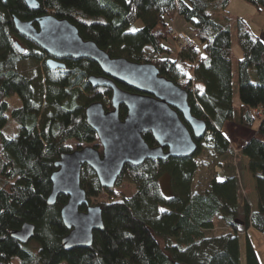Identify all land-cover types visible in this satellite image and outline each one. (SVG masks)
<instances>
[{
    "label": "trees",
    "instance_id": "obj_1",
    "mask_svg": "<svg viewBox=\"0 0 264 264\" xmlns=\"http://www.w3.org/2000/svg\"><path fill=\"white\" fill-rule=\"evenodd\" d=\"M246 1L264 9V0ZM40 3V10H31L23 0H0V264H241L242 233L248 235L251 228L261 236L264 233V42L239 19L237 40L243 54L234 70L232 28L215 20L225 14L231 0ZM44 15L68 20L85 41L94 42L112 58L155 65L161 76L189 92L192 115L207 123L205 138L196 140L195 156L126 165L117 186L129 181L134 192L129 198L97 204L102 207L104 230L95 232L89 249L64 247L69 231L61 210L68 197L60 195L55 206L48 205L51 176L63 154L83 145L100 147L85 112L96 102L111 110L112 91L91 87L88 77L104 74L87 58H67L66 67L56 71L45 66L40 81L18 72V63L25 57L44 62V51L32 40H24L15 29L14 17L29 22ZM177 16L191 25L198 42L195 49L176 53L171 48L166 22ZM138 21L143 27L132 31ZM16 42L25 43L28 54ZM13 99L19 106L11 108ZM126 115L121 107L120 118ZM228 122L255 131L239 152L248 159L255 180V212L247 200L241 202L234 170L223 181L213 179L205 192H194L197 156L206 149L218 159L236 155L222 132ZM143 137L150 147L157 145L151 133ZM72 143L76 149L69 146ZM164 177L169 179V197L163 194ZM81 183L91 205L111 192L101 187L88 166L82 170ZM218 222L230 230L209 234ZM26 223L35 226V237L22 245L11 233ZM245 260L260 264L249 239Z\"/></svg>",
    "mask_w": 264,
    "mask_h": 264
},
{
    "label": "water",
    "instance_id": "obj_2",
    "mask_svg": "<svg viewBox=\"0 0 264 264\" xmlns=\"http://www.w3.org/2000/svg\"><path fill=\"white\" fill-rule=\"evenodd\" d=\"M23 1L31 10L41 9L40 0ZM14 25L21 36L32 40L52 57L94 61L104 75L90 76L88 83L94 89L112 91L111 110L96 102L85 112L88 125L97 133L101 151L85 146L63 154L51 176L53 188L48 205L55 206L60 195L68 197L61 210L63 223L69 231L62 241L64 247L66 250L89 249L95 232L104 230V221L102 207L91 205L82 187L84 166L95 172L102 188L113 190L126 165L140 167L149 160L195 156L199 149L196 140L205 138L207 123L192 115L189 92L161 76L155 65L112 58L94 42L85 41L78 28L68 20L44 15L23 22L14 17ZM16 46L25 52L18 43ZM47 65L51 69L65 67L52 59ZM118 84L134 92L123 90ZM121 107L127 110L124 119L120 118ZM145 133L152 134L157 146L148 145L143 137ZM83 206L86 212L80 210ZM35 231L33 224L26 223L12 232L11 237L27 245L35 237Z\"/></svg>",
    "mask_w": 264,
    "mask_h": 264
},
{
    "label": "rangeland",
    "instance_id": "obj_3",
    "mask_svg": "<svg viewBox=\"0 0 264 264\" xmlns=\"http://www.w3.org/2000/svg\"><path fill=\"white\" fill-rule=\"evenodd\" d=\"M226 17V19H225ZM241 19L245 21L248 25V27L251 29V31L257 35L263 42H264V9H257L255 6L248 3L246 0H231V3L225 12V14H220L215 17V20L218 22H227L232 28L233 33V59H234V70H237V61L239 58L242 57V50L238 44L237 40V21ZM169 21L172 24L173 30L168 29V33L170 35L169 40H171L170 46L172 49L176 51V53L181 49V44H183L184 47V41L177 39V34H184L191 40L195 39V35L193 33L192 27L190 24L186 23L183 18L176 17L171 18ZM143 27V23L141 21H138L132 28V31L139 30ZM171 27V28H172ZM196 46H198V42H196ZM18 72L28 79L31 80H39V76L44 74V70L42 68L41 63L35 62L33 59H30L28 57H25L20 60L18 63ZM192 75V74H191ZM189 74V76H191ZM40 81V80H39ZM44 83V81H41V84ZM235 89H236V95L234 97V104L237 107L240 103L239 96L237 94L238 91V85L237 81H235ZM11 108L19 106L18 100L13 99L10 101ZM238 126L236 124H228L225 127V134L230 137V139H236V129ZM242 133V132H241ZM238 133L237 135L241 134ZM243 139H246L247 135L246 133L241 134ZM206 140V139H205ZM232 141H230L231 143ZM236 142L233 141L231 143L235 148L238 149ZM73 149H76L77 145L75 143H72L69 145ZM82 147H85L84 145ZM101 151V146L98 148ZM239 150L236 151V155L232 156L229 159H218L214 156H212L209 149H206L205 152L199 156L196 157V160L198 162L199 169L195 175L194 178V192L195 193H203L205 192L211 181L213 179H218L219 181L225 179L226 176H228L232 171L234 170V173H236V177L238 178V181L240 182V200L243 203L246 197L250 196V191L248 188L249 178L246 174V171L242 170V166L244 167V163L242 164L241 157L239 156ZM222 164V165H221ZM246 175H245V174ZM228 174V175H227ZM161 186L163 190V194L166 197H169L170 193V184L169 179L167 177H164L161 181ZM134 192L133 186L129 183V181L124 180L119 186L116 185V187L111 190L110 193H104L102 194L97 201L94 202V205H97L99 202L103 200H119L123 198H129ZM168 193V194H167ZM250 229V237L253 239V243L259 251V255L262 257V261L264 262V236L260 235L257 231ZM230 229H227L222 223L218 222V224L215 227V230L212 232H209V234H220L223 231H228ZM240 241L243 242V245L246 244L247 236L241 235ZM246 251V247H245ZM262 251V252H261ZM243 264H246V260Z\"/></svg>",
    "mask_w": 264,
    "mask_h": 264
},
{
    "label": "crops",
    "instance_id": "obj_4",
    "mask_svg": "<svg viewBox=\"0 0 264 264\" xmlns=\"http://www.w3.org/2000/svg\"><path fill=\"white\" fill-rule=\"evenodd\" d=\"M228 124H235V123H226L225 125H224V128H223V134L225 135V137L229 140V141H232L231 143H233V141L234 142H236L235 144H237V146H238V149H235L234 148V150H239V152H240V148H241V146H242V144L243 143H245L246 141H248L249 139H251V137L253 136V134H254V132L255 131H253V130H248V129H246V128H243V127H241V126H239L238 124H236L237 126H238V128L236 129V133L238 134V133H241V134H243V133H246V139H243V140H241V138H242V135L241 134H239V135H237L236 134V136H235V138L236 139H230V137H228L226 134H225V127L228 125ZM232 147H234L233 145H232ZM239 156L241 157V162H242V164L244 165V167L242 166V170H244V171H246V174L248 175L247 177L249 178V183H248V188H249V190H251L250 191V196L251 197H246V198H244V200H247L248 201V203L250 204V206H251V208H252V211H256L257 210V208H258V199H257V194H256V191H255V187H256V184H255V180H254V178H253V176H252V174L249 172V169H248V159L247 158H245V157H243V156H241L240 154H239ZM231 173H233L232 171H230ZM230 173V174H231ZM229 174V175H230ZM245 174V173H244ZM245 174V175H246ZM228 175V174H227ZM228 175V176H229ZM227 177V176H226ZM225 177V178H226ZM224 180V179H223ZM223 180H221V181H223ZM240 193H241V191H240ZM252 230H254V229H252ZM254 231H256V230H254ZM258 232V231H257ZM251 233V232H250ZM250 233H248V235H246V234H243L242 233V235H246L247 236V239H249L251 242H252V244H253V246L255 247V245H254V243H253V239L250 237ZM259 233V232H258ZM261 235V234H260ZM262 237V236H261ZM245 247H246V244L245 245H243V242H241L240 241V253H241V264H243L244 263V261H245ZM255 249H256V247H255ZM256 252H257V255H258V257H259V260H260V264H264V262L262 261V257L259 255V251H257V249H256ZM262 252V251H261Z\"/></svg>",
    "mask_w": 264,
    "mask_h": 264
},
{
    "label": "flooded vegetation",
    "instance_id": "obj_5",
    "mask_svg": "<svg viewBox=\"0 0 264 264\" xmlns=\"http://www.w3.org/2000/svg\"><path fill=\"white\" fill-rule=\"evenodd\" d=\"M35 26L36 27H38L36 24H35ZM23 37V36H22ZM24 38V40L27 42V41H29L30 39H28V38H26V37H23ZM16 43H18L19 44V42H16ZM22 43V42H21ZM21 45H24L23 47L21 46ZM26 44L25 43H22V44H20V46H21V48L22 49H24L25 50V52H24V54H28V49H26V46H25ZM39 47V46H38ZM41 49V48H40ZM39 49V50H40ZM42 50V49H41ZM55 60V61H58L60 64H64V66L66 67V65H65V63H63V60H65V59H67V58H63V59H58V58H56V57H52V56H50L49 54H47L45 51H44V62H41V65H42V68H43V70H44V68H45V66L46 67H48V65H47V62L49 61V60ZM64 67V68H65ZM60 68H62V67H59V68H56V69H51V68H49L48 67V69H50V70H52V71H56L57 69H60ZM63 69V68H62ZM103 73V72H102ZM103 76V75H102ZM90 77V76H89ZM88 77V78H89ZM98 77V76H97ZM100 77V76H99ZM126 87V86H125ZM128 88V87H127ZM130 89V88H129ZM124 90V89H123ZM131 90V89H130ZM127 91V90H126ZM131 92V91H130ZM132 92H134L133 90H132ZM157 146V145H156Z\"/></svg>",
    "mask_w": 264,
    "mask_h": 264
},
{
    "label": "built area",
    "instance_id": "obj_6",
    "mask_svg": "<svg viewBox=\"0 0 264 264\" xmlns=\"http://www.w3.org/2000/svg\"><path fill=\"white\" fill-rule=\"evenodd\" d=\"M166 25H167L168 29L174 31L173 27H172V24H171V22L169 20H167ZM176 37H177L178 40L179 39L181 40V43H182V41H184V47H183V44H181L182 45L181 49H195L196 42L194 40H191L190 38H188L184 34H177ZM262 235L264 236V233H262Z\"/></svg>",
    "mask_w": 264,
    "mask_h": 264
},
{
    "label": "bare ground",
    "instance_id": "obj_7",
    "mask_svg": "<svg viewBox=\"0 0 264 264\" xmlns=\"http://www.w3.org/2000/svg\"><path fill=\"white\" fill-rule=\"evenodd\" d=\"M20 230V229H19ZM16 231H18V230H16ZM14 232V231H13ZM12 234V233H11Z\"/></svg>",
    "mask_w": 264,
    "mask_h": 264
}]
</instances>
